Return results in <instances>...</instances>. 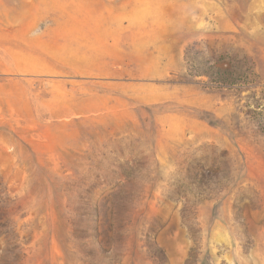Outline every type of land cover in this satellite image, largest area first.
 <instances>
[{
  "label": "rangeland",
  "instance_id": "obj_1",
  "mask_svg": "<svg viewBox=\"0 0 264 264\" xmlns=\"http://www.w3.org/2000/svg\"><path fill=\"white\" fill-rule=\"evenodd\" d=\"M136 3L127 28L126 10L90 7L112 16L116 34H129L131 53L143 51L140 39L151 33L163 38L149 68L124 73L156 79L154 97L141 89L138 123L154 132L153 147L82 161L0 152L2 258L264 264V0ZM7 8L0 0L1 15ZM220 73L234 83H221Z\"/></svg>",
  "mask_w": 264,
  "mask_h": 264
},
{
  "label": "crops",
  "instance_id": "obj_2",
  "mask_svg": "<svg viewBox=\"0 0 264 264\" xmlns=\"http://www.w3.org/2000/svg\"><path fill=\"white\" fill-rule=\"evenodd\" d=\"M83 1L8 0L7 12H0V152L80 154L75 158L82 161V154L153 147L147 137L154 132L138 123L146 104L141 89L150 87L154 97L156 79L124 73L138 74L140 63L149 68L163 38L151 33L140 39L144 50L131 53L129 34H116L112 16L93 15L90 6L101 2L109 14L126 10L127 28L137 0ZM0 264H10L1 246Z\"/></svg>",
  "mask_w": 264,
  "mask_h": 264
},
{
  "label": "trees",
  "instance_id": "obj_3",
  "mask_svg": "<svg viewBox=\"0 0 264 264\" xmlns=\"http://www.w3.org/2000/svg\"><path fill=\"white\" fill-rule=\"evenodd\" d=\"M225 74L226 73H224V75ZM220 75L222 76L223 74L220 73ZM220 82L223 83V84H226V85H231V84L234 83V81L231 78H229L228 76H226V75L221 77Z\"/></svg>",
  "mask_w": 264,
  "mask_h": 264
}]
</instances>
